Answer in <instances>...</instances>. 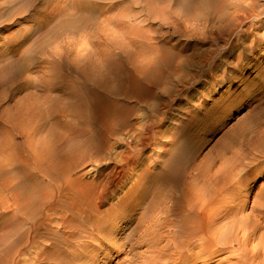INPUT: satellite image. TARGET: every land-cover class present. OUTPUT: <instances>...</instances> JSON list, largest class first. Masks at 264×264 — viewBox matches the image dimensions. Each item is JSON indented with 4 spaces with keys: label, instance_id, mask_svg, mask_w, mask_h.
Wrapping results in <instances>:
<instances>
[{
    "label": "bare ground",
    "instance_id": "obj_1",
    "mask_svg": "<svg viewBox=\"0 0 264 264\" xmlns=\"http://www.w3.org/2000/svg\"><path fill=\"white\" fill-rule=\"evenodd\" d=\"M94 4L93 0H0V31L19 22L33 23L28 30L12 33L15 43L0 51V109L9 105L2 112L6 119L0 159L24 157L28 165L34 154L43 181L34 180L31 200H38L36 186L41 183L45 215L44 225L6 228L4 235L13 242L7 258V252H0V264H210L223 256L227 264H264V191L256 195L247 213L242 195L248 192L249 173L264 162V108L247 132L231 136L207 162L196 163L204 144L197 134L207 133L218 114L227 116V108L196 121L200 126L196 134L187 125L176 138L164 141L152 131L154 121L142 120L141 134L130 143L139 148L137 153L128 149L110 162L104 153L107 144L101 140L106 122L95 113L91 100L97 84L111 78L126 84L128 91L133 88V94L141 93L144 100H162L168 111L172 105L189 104L196 94L205 100L199 88L216 80L222 64L227 67L225 61H235V67L247 61L249 66L248 58L256 51L264 55V32L259 35L264 29V0L130 1L129 19L137 21L144 15L146 21L156 20L159 31L167 26L170 36L185 44L181 49L177 43L164 47L149 31L137 40L126 39L140 49L124 57L127 76L123 68H112L108 59L95 72L90 67L79 71L64 62L61 37L87 30ZM140 4L134 11L132 5ZM102 23L91 34L98 57L115 46L123 48L108 30H118L123 23L111 18ZM185 52L190 54L183 56ZM225 69L219 82L230 83ZM79 73L84 75L81 84L74 77ZM258 73L264 76V68ZM231 77L244 85L242 77ZM32 91L47 96L40 100ZM54 92L56 96L50 97ZM65 93L71 103L57 98ZM201 103L197 98L192 106L198 110ZM156 110L145 108L148 120ZM63 114L69 115L68 121L60 123ZM163 115L161 121L167 112ZM105 116L112 136L134 129L119 113ZM51 120L55 122L48 126ZM17 138L24 145L19 152ZM151 144L170 148L149 163L143 152ZM91 151L98 160L102 155L94 180L109 170L99 184L84 182L85 173L74 175L80 165L75 156ZM128 183L123 196L116 198ZM110 199L116 200L102 210ZM54 220L62 224L52 225Z\"/></svg>",
    "mask_w": 264,
    "mask_h": 264
},
{
    "label": "rangeland",
    "instance_id": "obj_2",
    "mask_svg": "<svg viewBox=\"0 0 264 264\" xmlns=\"http://www.w3.org/2000/svg\"><path fill=\"white\" fill-rule=\"evenodd\" d=\"M93 1L95 2L93 5L94 10L89 18L90 21L88 22V29L82 30L73 36L65 33L60 39V47L64 57V62L67 65L76 66L79 71L85 67H90L91 70L95 72L100 63L105 59H108L111 60L112 68H123V73L127 76L124 57L129 53H136L140 50L127 44V40H137L138 37H140V33H145L146 31L151 32V34L156 38V41L158 37V40L160 41L159 45H163L164 47L168 48V46L177 43L179 44L178 49H181L185 44L179 37L172 38V36H170L171 32L168 31L167 26H164V30L159 31L157 29L158 21L156 20L146 21L147 18L144 15H140L137 21H132L131 17L129 19L130 14H132L130 12V1L132 0ZM142 6V4L132 5L134 11H136V8L140 9ZM81 15L84 16L85 14L81 13ZM104 18H111L113 21L120 22L121 24L123 23L122 28L118 30L108 27L110 32L109 34L114 37L118 36V42L121 43L123 48L115 46L106 50L102 56L98 57L95 55V41L91 38V34L94 31H97V28L104 26L102 23ZM128 22L132 26H130ZM149 23H153L154 25H150ZM133 25H136L137 27ZM32 26L33 23L29 21L19 22V25L17 26L0 31V51L4 50L8 46L11 48L12 44L15 43V41L10 39V35L12 33L16 30H28L32 28ZM263 32L264 29L259 33V35L263 34ZM189 54L190 52L182 53L183 56H187ZM254 55H256V57ZM254 55H251L248 58V60H250L249 62L255 64L252 68L250 67L252 64L250 63L248 66L247 61H242V63H240L237 67H235V61H225L227 67L225 64H222L221 70H219L216 74V80H209L208 84H202V87L199 88V90L203 91L202 96L206 98L205 100H202L199 94H196V97L192 98L189 104L172 105L171 111H168L167 108L162 106V100H144L141 93H138V95L133 94V88L130 87V90L128 91L129 88L126 87V84L124 85V83L118 82L117 79L113 81L111 78L101 85L97 84V94L92 97L91 100H94L93 105H96L97 111H95V113H98V115H100L99 117L106 122L105 125H102L105 126V128H101L103 134L101 135L104 136V139L101 138V140L107 144V147L104 149L106 157L110 160V162H112L113 160H119L121 155L128 149L137 153L139 148H137L136 151L134 149L135 145L130 143L134 135L141 134L142 131L140 122H142V120L146 122L154 121L155 123L152 125V131L157 137V140L164 141L171 136L176 138L181 132H183L187 125L192 127L191 133L196 134L198 131L196 133L194 131L200 130L199 123H196V121L208 116L210 112L213 114L218 110L217 113H220L221 110L227 108L229 110L227 116L225 114H218L220 117L216 119L217 123H214L213 127L211 129L209 128L207 133L203 134V132H198L197 134V136L202 138L204 144L196 154V163H204L205 161L207 162L208 160L216 157L224 143L229 140L231 136L237 133L239 135L241 132H247L249 128L255 124L259 109L264 108V92L263 94L261 93V91H264V76L259 75L258 73L264 68V55H261L259 51H256ZM224 68H226V77L228 80H232H230V83L226 81L223 83L219 82ZM255 68L259 69L256 71ZM67 71L68 73L70 72L68 69ZM32 72L34 73L36 70H32L31 73ZM230 74L242 77L244 85H248V87L244 88V85H240L239 82H234V79L231 77L232 75L230 76ZM125 75H120L119 78L122 77L126 80ZM74 77L76 78V82L79 84L84 81V75H81L80 73L79 75L74 74ZM70 85L71 83H66V86ZM66 86L63 85V89H65ZM32 92H34L40 100H44L47 96L41 91ZM56 94L57 93L54 92L49 96L54 97ZM65 95H67V93L63 96L57 95V98H61L63 103H71V99ZM23 96L24 93L18 95L16 97V101ZM197 98L198 100H201L202 103L198 107V110H195L192 105ZM10 105H12V103ZM148 105L154 107L155 109L157 107L155 114H152V112L150 113L149 120L147 119L148 114L145 111V108ZM7 106L9 105L5 104L0 109V139L2 138L4 132L3 121L6 119L2 112ZM105 108L109 109L106 113L103 111ZM166 112L167 115L165 116L164 121H161V119L164 118L163 114ZM195 112L197 115L195 120H193L194 122L189 123L191 119H193V114ZM108 113H119L124 116L122 121L132 124L134 129H132V131H129L130 129H124L121 135H110V123L105 120V115ZM63 115V118H59L60 123L68 121L66 116L69 115ZM54 122V120L49 121L48 126ZM48 126L46 128H48ZM161 136L163 138H161ZM20 143L23 142L17 138L15 144L16 149L18 150L17 152L24 149V145ZM169 148V146L164 147L161 145L151 144L144 150L143 157H147L150 163L158 155H160L162 151H167ZM229 156L230 154H228L227 157ZM100 157V160H102V155H100ZM160 159H163V157ZM28 160V165H24V163L27 162L24 157L17 158L14 161L10 159H0V252L2 250L7 252L5 255L6 258L10 255L8 248L11 247L13 242L12 237H5L4 232L6 228L13 225H44L45 215L42 205L44 188L41 183V185L38 184V186H36L37 190L35 195L38 200H36L35 203H32L31 200V186H33L35 182L34 180H38V182L43 181L42 173L40 170H36L33 153L31 159ZM74 160H76L77 163H80L78 168L74 171V175L79 176L85 173L88 177L84 182H92V180H94V171L98 169L96 164L97 162H100V160H98L95 156V152L93 153L91 151L86 156L83 154L80 156L76 155ZM108 172L109 170L101 171L102 176L95 179L94 183L99 184ZM249 174L250 179L247 182L248 192L242 193L243 197H246L243 199L248 203L245 209L246 213L249 212L256 195L264 191V162L261 163L260 166L254 168ZM129 187L130 183L126 184L121 191L116 193V198L123 196ZM26 189L31 193L28 194ZM112 200L115 202L116 199ZM112 200L110 199L108 204L104 205L102 210L107 208ZM61 224L62 220L58 222L57 220H54L52 223V225ZM224 257L225 256L220 257L218 258L220 261H215L210 264H227L223 259Z\"/></svg>",
    "mask_w": 264,
    "mask_h": 264
}]
</instances>
